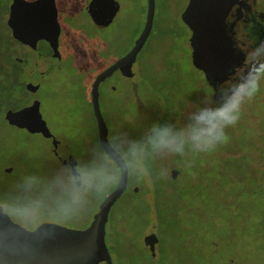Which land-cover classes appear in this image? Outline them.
<instances>
[{"label":"rangeland","instance_id":"rangeland-1","mask_svg":"<svg viewBox=\"0 0 264 264\" xmlns=\"http://www.w3.org/2000/svg\"><path fill=\"white\" fill-rule=\"evenodd\" d=\"M35 1V0H27ZM84 0H56L62 58L48 63L39 51L13 36L8 19L21 0H0V194L22 175L48 172L87 155L98 142L91 106L96 75L124 55L143 31L148 0H118L120 10L98 29ZM152 32L134 64L136 75L116 71L100 85V104L109 133L137 136L152 123L182 125L205 95L215 98L205 73L191 66L186 3L160 0ZM47 66L37 96L41 112L62 140L57 153L38 133L8 123L5 113L32 102L26 88L35 63ZM221 64V61L218 62ZM264 64H258L259 74ZM227 144L209 154H189L155 162L165 175L137 183L113 206L106 240L114 264H264V89L245 106ZM12 168L10 173H6ZM179 170L176 179L172 169ZM141 192L131 203V191ZM101 202L82 221L87 227ZM160 241L151 251L145 236Z\"/></svg>","mask_w":264,"mask_h":264},{"label":"clouds","instance_id":"clouds-1","mask_svg":"<svg viewBox=\"0 0 264 264\" xmlns=\"http://www.w3.org/2000/svg\"><path fill=\"white\" fill-rule=\"evenodd\" d=\"M243 60L227 81L216 87L214 99L205 95L185 122H154L137 136L109 133L91 144L84 158L48 172L22 175L12 191L0 194V224L14 229L53 233L85 219L113 189L129 181L141 183L157 172L155 162L189 154H209L229 142L227 130L238 124L247 103L264 89V39L253 35L238 43Z\"/></svg>","mask_w":264,"mask_h":264},{"label":"water","instance_id":"water-1","mask_svg":"<svg viewBox=\"0 0 264 264\" xmlns=\"http://www.w3.org/2000/svg\"><path fill=\"white\" fill-rule=\"evenodd\" d=\"M21 1V9L12 7L8 19L13 36L38 50L48 63L60 61L62 54L59 50L60 24L56 0ZM148 3L146 25L133 48L100 71L92 83L91 97L100 139L109 134L100 104V85L116 71L128 78L136 75L134 64L152 32L154 22L156 0H149ZM230 3V0H191L185 10L186 25L191 34L193 66L204 71L207 83L212 86L226 79L229 74L227 70H235L243 60L228 32L226 18ZM89 10L96 25L104 28L114 21L120 5L117 0H93ZM219 61L221 64H218ZM46 71L47 66L35 63L30 73L31 79L26 84L30 92L35 93L40 88L41 78ZM40 104L39 99H33L19 109L9 108L5 118L8 123L26 128L31 133L42 132L51 136ZM7 170L11 171L12 168ZM178 175L179 170L172 169V178L176 179ZM128 187L129 183L125 188L113 189L101 201L92 222L85 228L64 225L60 230L46 234L35 229L20 231L7 223L0 224V264H114L106 240L107 224L113 206ZM134 190L137 191L138 187ZM159 241L155 231L145 236V243L153 252Z\"/></svg>","mask_w":264,"mask_h":264},{"label":"flooded vegetation","instance_id":"flooded-vegetation-1","mask_svg":"<svg viewBox=\"0 0 264 264\" xmlns=\"http://www.w3.org/2000/svg\"><path fill=\"white\" fill-rule=\"evenodd\" d=\"M76 1H80V0H72L73 3H71V4L72 5L76 4L77 3ZM92 1L93 0H84L83 1V3L86 5L85 9L88 12V14L90 16V19L93 22V24L98 29H105L106 27L101 28V27L97 26L96 23L94 22L93 18H92V15H91L90 10H89ZM181 1L186 3L185 9H187V7L190 4L191 0H167L166 2L169 3V4L176 5L179 2H181ZM148 2H149V0H148ZM230 2H231L230 3L231 4L230 5L231 8H230V10L228 12V16L226 18V21H227L228 28H229L228 32H229V34L231 36V39L233 41V46L235 47V49L239 53L238 48H237L238 43H242V42H245V41L249 40L253 35L258 36L261 39H264V0H230ZM155 4H156V7H157L159 4H162V2L160 0H156ZM119 5L121 7V3L120 2H119ZM188 30H189V36H191L189 27H188ZM134 44H135V42L130 47V49L127 50V52H129L133 48ZM189 44H190V37H189ZM190 48H191V55H192L193 49H192L191 45H190ZM190 58H191V66H192V68L195 71L204 72L202 69L201 70L195 69L194 66H193L192 57L190 56ZM227 71L229 72V74L227 73L228 74L227 78L224 79V80L221 79V80L215 82V86L209 85L207 83L206 74H205V81H206V84L212 90L211 91L212 96H214L216 87L219 86L220 84L224 83L225 81H227L229 79V77L232 75V73L234 72V70H229V69ZM41 85H40V88L35 93H33V94H35L34 99H39L40 100V98L37 96V93L41 89ZM100 97H101V90H100ZM40 102H41V100H40ZM91 106H92V113H93V116L95 118L96 127H97V139L99 141L100 140L99 130H98L97 119H96V116L94 114V109H93V104H92V97H91ZM40 110H41V104H40ZM43 118H44V116H43ZM47 125H48V127L50 128V130L52 132L51 136H46L42 132H36V133H38V134L42 135L44 138H46L52 145V147H51L52 151L57 153L58 149L60 148V146L62 144V140L54 133V131L49 126L48 122H47ZM72 160L73 159L67 160V162L72 161ZM67 162L64 161V163H67ZM6 173H10V171L6 170ZM77 228H85V227L78 226ZM102 264H106V263L103 262Z\"/></svg>","mask_w":264,"mask_h":264},{"label":"trees","instance_id":"trees-1","mask_svg":"<svg viewBox=\"0 0 264 264\" xmlns=\"http://www.w3.org/2000/svg\"><path fill=\"white\" fill-rule=\"evenodd\" d=\"M141 192H136L135 190H132L131 191V195H132V199H131V203H135V201H136V199L138 198V196H139V194H140Z\"/></svg>","mask_w":264,"mask_h":264}]
</instances>
